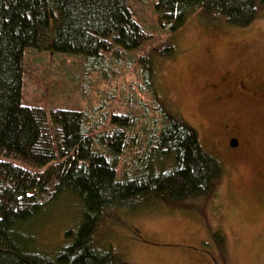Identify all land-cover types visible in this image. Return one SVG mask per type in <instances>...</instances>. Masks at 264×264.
I'll return each instance as SVG.
<instances>
[{
    "label": "trees",
    "instance_id": "16d2710c",
    "mask_svg": "<svg viewBox=\"0 0 264 264\" xmlns=\"http://www.w3.org/2000/svg\"><path fill=\"white\" fill-rule=\"evenodd\" d=\"M128 3L0 0V264H119L111 249L92 242L103 218L144 201L209 198L222 180L220 161L203 150L198 133L156 97L150 68L138 87L150 106L130 96L125 111L108 110L103 100L93 118L22 105L28 50L83 56L89 70L105 55L120 63L137 50L148 36ZM153 8L159 28L174 33L200 12L247 27L264 0H156ZM63 196L82 206L76 230L65 233L70 243L43 248L36 234L26 241L18 227Z\"/></svg>",
    "mask_w": 264,
    "mask_h": 264
},
{
    "label": "rangeland",
    "instance_id": "374dc122",
    "mask_svg": "<svg viewBox=\"0 0 264 264\" xmlns=\"http://www.w3.org/2000/svg\"><path fill=\"white\" fill-rule=\"evenodd\" d=\"M155 1L129 0L148 39L124 52L120 63L105 55L97 70H89L83 56L26 51L21 103L93 118L103 100L108 110L125 111L130 96L150 106L147 90L138 89L150 68L156 97L198 133L203 150L220 161L222 180L209 198L116 209L99 222L93 244L111 249L119 264H264V102L235 94L230 119L241 125L249 145L228 152L220 146L219 125L229 119L223 110L230 104L217 103L207 86L225 76L226 90L248 77L264 80V9L247 27L200 12L168 33L157 24ZM212 139L220 142L218 152ZM81 215V203L63 196L17 231L28 242L36 234L43 248H60L70 243L65 233L76 230Z\"/></svg>",
    "mask_w": 264,
    "mask_h": 264
},
{
    "label": "flooded vegetation",
    "instance_id": "af4514ba",
    "mask_svg": "<svg viewBox=\"0 0 264 264\" xmlns=\"http://www.w3.org/2000/svg\"><path fill=\"white\" fill-rule=\"evenodd\" d=\"M229 83L228 77L225 76L223 78L218 79L216 82H210L207 84L209 88H211L213 92V99L217 102L224 105L225 107L230 104V107H226L223 112L224 115L229 119L224 121V123L219 125V134L223 136V140L221 141L222 148H225L230 151H239L241 148H246L249 145V141H242V136L244 133L243 128L240 124L234 122L230 117L233 115L235 111H233L232 105L234 104V100L236 98L237 93H239L242 98L248 99L249 102L261 101L264 102V80H254L251 77H248L246 81L237 82L234 84V88L231 90H226L225 87ZM215 136V135H214ZM214 146L213 148H217L218 140H213ZM236 144V146H233ZM213 145V144H212ZM236 151V152H237Z\"/></svg>",
    "mask_w": 264,
    "mask_h": 264
},
{
    "label": "water",
    "instance_id": "95a60500",
    "mask_svg": "<svg viewBox=\"0 0 264 264\" xmlns=\"http://www.w3.org/2000/svg\"><path fill=\"white\" fill-rule=\"evenodd\" d=\"M233 146H236V144H233Z\"/></svg>",
    "mask_w": 264,
    "mask_h": 264
}]
</instances>
